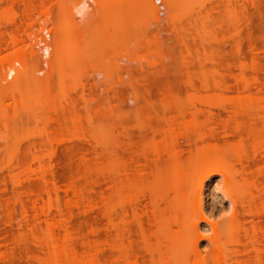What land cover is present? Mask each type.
<instances>
[{
    "label": "bare ground",
    "instance_id": "bare-ground-1",
    "mask_svg": "<svg viewBox=\"0 0 264 264\" xmlns=\"http://www.w3.org/2000/svg\"><path fill=\"white\" fill-rule=\"evenodd\" d=\"M49 1L9 0L24 4L21 22L0 9V108L9 113L8 99L21 97L30 119L37 122L54 79L62 89L80 86L85 97L91 83L85 78L91 71L82 64L91 58L86 33L96 8L105 19L114 20L119 35L136 24L141 13L144 33L149 26L167 21L160 7L165 1L175 29L183 27L176 23L181 0H133L134 5L112 13L106 0H59L57 20L42 12L35 19ZM240 11L250 9L244 6ZM249 20H236L239 59L224 71L215 68L213 79L205 74L202 90L190 80L189 101H182L169 86L160 95L151 89L138 92L128 111L119 108L118 149L94 148L103 161L104 179L117 192V203L112 204L105 193L95 203L80 184L84 177L85 184L96 189L102 184L100 178L79 173L59 177L54 157L61 152L51 142L49 165L40 177L43 189L31 183L26 190L29 203L23 193L17 201L25 220L20 227L26 228L4 240L0 220V264H23L19 253L25 243L30 245L29 257L38 264H264V48L252 42L251 56L244 52L242 33ZM23 31L28 49L12 51L23 43ZM182 41L187 44L185 36ZM125 58L137 60L126 48L112 62L114 72L105 75V70L95 67L94 84L98 85V77L108 82L106 78L120 75ZM208 60H215L212 53ZM136 129L140 142L134 139ZM162 142L165 147L148 151L147 146ZM107 155H112V165L104 160ZM32 156L41 159L39 151ZM12 177L22 188L13 173ZM222 180L234 207L224 200L223 207L213 211V189ZM0 190L1 199L7 184ZM96 207L101 210L96 222L86 230L74 226L77 209L90 214ZM8 218L7 222L16 221L14 207L9 208ZM102 221L112 232L110 238H102Z\"/></svg>",
    "mask_w": 264,
    "mask_h": 264
},
{
    "label": "rangeland",
    "instance_id": "rangeland-1",
    "mask_svg": "<svg viewBox=\"0 0 264 264\" xmlns=\"http://www.w3.org/2000/svg\"><path fill=\"white\" fill-rule=\"evenodd\" d=\"M58 1L50 0L48 7H40L33 17L41 18L42 12L57 20L60 15ZM106 4L109 12H113L118 7L134 5L135 2L106 0ZM12 6L14 9H11ZM139 6L136 2V7ZM244 6L249 7L250 11H240ZM160 7L162 16L167 17L163 26H149L143 33L141 27L144 16L139 13L138 22L129 26L128 31L122 35L118 34L112 18L105 19L101 16L99 8L94 10L86 33L88 44H92L88 52L91 58L82 64V67L91 71V76L85 78L86 82H91L85 97H82L80 86L62 89L56 78L50 86L52 93L45 97V106L41 109L42 119L39 122L30 119V113L26 111L21 97L8 99L11 107L9 113H4L0 108V188L4 189L6 184L8 188L7 192H2L0 199L1 234L4 240L26 228L20 227V223L25 224V220L22 207L17 201L20 193H23L24 201L29 203L26 190L31 183L36 184L37 190L43 189L40 177L49 165L50 157L47 152L52 146L51 142L61 152L54 157L59 177H72L79 173L82 176L100 178L102 184L96 189L87 186L84 177L80 179V184L95 203H99L105 193L111 203L115 204L118 202L117 192L112 189V183L104 179L103 161L97 157L94 148H105L107 151L118 149L116 120L119 108L128 111L134 105L132 100L138 92L144 94L146 89H151L155 95H160L169 86L174 87L182 101H189L192 93L190 80L202 90L205 74H210L213 79L211 72L215 68L224 71L239 59L240 54L236 49L239 38L236 20L241 17L250 18L242 33L244 52L251 56L252 42H257L264 48V0H181L177 13L180 20L176 23L183 27L179 31L175 29L169 16V5L163 1ZM235 8L239 11L233 12ZM0 9L5 16H15L19 22L23 20L25 7L22 2L11 4L9 0H0ZM182 36H185L187 44L182 41ZM23 37V43L12 51L24 52L28 49V35L20 34V38ZM52 38L53 34L49 39ZM126 48L137 60L130 62L125 58L122 64L126 68L120 70V75L114 74L106 78L108 82L104 81L105 77H98V85L94 84L93 69L98 67L105 70V75L114 72L112 62ZM99 50L101 52L97 54ZM211 53L214 61L208 60ZM227 79L232 87H237L231 76L228 75ZM65 92L70 96L69 99ZM21 119L24 121L21 122ZM134 139L141 141L137 129L134 130ZM165 145L166 142L152 144L147 149L157 150ZM36 151L41 153V159L33 160L32 153ZM11 157L13 160L10 164ZM112 159V155H107L104 160L112 165ZM12 173L23 183L22 188L15 185ZM13 207L16 221L7 222L9 208ZM100 212L98 207L90 214L77 209L74 226L86 230L90 223L97 221ZM100 232L104 239L110 238L112 234L106 228L105 221L100 223ZM29 246L28 243L22 246L19 253L21 262L38 264L29 257ZM3 250H6L5 245Z\"/></svg>",
    "mask_w": 264,
    "mask_h": 264
},
{
    "label": "clouds",
    "instance_id": "clouds-1",
    "mask_svg": "<svg viewBox=\"0 0 264 264\" xmlns=\"http://www.w3.org/2000/svg\"><path fill=\"white\" fill-rule=\"evenodd\" d=\"M213 211H215V207L216 206H220L221 208L223 207V201L227 200L230 202V207L229 208H233L234 205L231 203L230 198L228 197L227 193L225 192L224 188H223V180L220 181L217 186L213 189ZM216 194H222L221 196H218ZM207 231V230H205Z\"/></svg>",
    "mask_w": 264,
    "mask_h": 264
}]
</instances>
